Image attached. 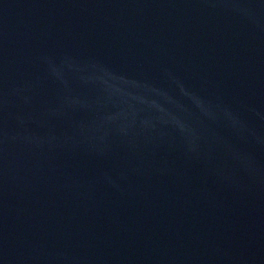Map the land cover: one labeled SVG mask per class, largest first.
Listing matches in <instances>:
<instances>
[{"label": "water", "instance_id": "1", "mask_svg": "<svg viewBox=\"0 0 264 264\" xmlns=\"http://www.w3.org/2000/svg\"><path fill=\"white\" fill-rule=\"evenodd\" d=\"M0 264H264V0H0Z\"/></svg>", "mask_w": 264, "mask_h": 264}]
</instances>
